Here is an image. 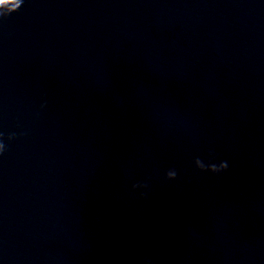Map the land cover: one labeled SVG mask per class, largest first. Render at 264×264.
<instances>
[{"label": "water", "instance_id": "water-1", "mask_svg": "<svg viewBox=\"0 0 264 264\" xmlns=\"http://www.w3.org/2000/svg\"><path fill=\"white\" fill-rule=\"evenodd\" d=\"M0 132V264H264V0H24Z\"/></svg>", "mask_w": 264, "mask_h": 264}, {"label": "clouds", "instance_id": "clouds-1", "mask_svg": "<svg viewBox=\"0 0 264 264\" xmlns=\"http://www.w3.org/2000/svg\"><path fill=\"white\" fill-rule=\"evenodd\" d=\"M24 4V0H16V7L7 11H0V17L6 18L9 14L18 11ZM42 109L46 107L45 104H41ZM24 135V133H21ZM17 139V134L15 132L9 133L7 136L3 132H0V157H3L5 153L9 150V144ZM195 167L201 172H211L213 174H219L221 172L227 171L229 165L227 161H220L219 163L205 162L201 158L197 157L194 160ZM166 179L175 180L177 178V171L175 169H169L166 172ZM133 189L146 188V183L134 184Z\"/></svg>", "mask_w": 264, "mask_h": 264}]
</instances>
